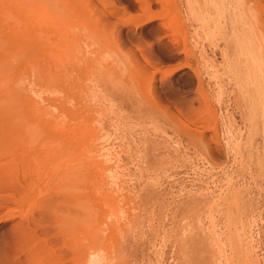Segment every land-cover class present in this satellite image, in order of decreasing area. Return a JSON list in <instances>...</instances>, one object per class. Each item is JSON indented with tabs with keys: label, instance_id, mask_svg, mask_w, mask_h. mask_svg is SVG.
<instances>
[{
	"label": "rangeland",
	"instance_id": "374dc122",
	"mask_svg": "<svg viewBox=\"0 0 264 264\" xmlns=\"http://www.w3.org/2000/svg\"><path fill=\"white\" fill-rule=\"evenodd\" d=\"M63 1L100 5L106 22L98 10L90 17L52 13V0L8 3L20 13L11 16V31L27 36L8 40L9 82L0 87L6 124L26 128V106L46 104L52 94L44 89L57 87L73 110V151L32 165L41 174L31 192H40L38 200L22 206L15 200L27 182L9 188L0 181V264H31L30 249L37 264H88L89 251L103 264H264V114L258 104L237 105L250 63L243 49H231L242 43L228 1L222 14L211 5L209 20L203 0ZM100 28L104 34L96 35ZM202 90L227 97L222 109L214 102L225 116L221 136L245 141L239 158L221 156L224 166L212 164L187 133L186 107L193 98L200 107ZM56 174L66 179L54 183ZM62 193L73 197V232L41 210L46 196L53 206ZM230 200L239 228L216 227L218 204ZM190 224L207 238L199 251L186 243Z\"/></svg>",
	"mask_w": 264,
	"mask_h": 264
},
{
	"label": "bare ground",
	"instance_id": "6f19581e",
	"mask_svg": "<svg viewBox=\"0 0 264 264\" xmlns=\"http://www.w3.org/2000/svg\"><path fill=\"white\" fill-rule=\"evenodd\" d=\"M226 1H228V7L232 9L230 10V15L238 25V27L236 26L238 28L236 33L238 34V37L241 36L239 42L242 43L240 45V48L238 43L236 45H231V49L234 52L243 49L242 52L249 54L248 56H246V58L250 63V67L248 68L249 87H236L237 93L240 94L241 96L243 95L242 98L237 103V105L240 108L243 104L244 106L251 104L252 108H254L258 104L259 110H261L262 113L264 114V0H257L258 5L255 3L257 6L256 8H253L254 10L251 9L252 7L251 2L253 3L255 0H203L202 6L206 10L205 19L209 20L208 18L210 16V13L208 10L211 5L214 6V8L217 10L219 14H222L221 6L225 5ZM8 3L9 0H0V87H6L7 82H9L8 73L10 70L8 69L10 67L9 63L13 52V49H11V47L9 46V41H11L9 39L13 38L14 35L17 38H23L24 35L27 36V33L24 32L25 30L24 28H23L24 29L23 32L14 31L15 34L13 33V31H11V26H10L11 18L13 16L18 17L20 13L19 12L15 13ZM249 4L251 7H249ZM76 6L74 7L73 2L70 1L66 2L63 0L62 1L52 0L50 6L51 7L50 12L52 11L53 13V11L56 12L63 11L72 14L73 12L77 13L80 11L82 12L81 14L85 15L86 17H90L92 16V14H94V12L96 13V10H98L97 7L100 5H97L95 8L92 7L90 3L89 5H83L82 7L81 5L80 7L79 5ZM116 7H117L116 10L114 9L113 11L115 13L119 11L118 6ZM228 7H226V9ZM247 7L250 8L248 9V11H250L249 13L247 11ZM103 11L104 9L98 10V13H100L99 15L101 19L100 21H102V23L103 21L106 20L104 19L106 15H104L105 13ZM26 31H28L29 32L28 34L32 36L33 34H36L35 37H37L36 31L34 32L31 29L30 30L27 29ZM104 31L105 28L102 29L100 28L96 31V35L97 34L103 35ZM13 39H15V37ZM227 50L229 52L230 47H228ZM45 89L44 91L45 92L47 91V95L52 94L51 97H49L50 96L49 95L44 99L47 101L46 104L43 103L41 99L35 100L32 103L29 100L31 104L28 102L30 106H26L27 101L25 102V100H28V97H26L27 95L26 96L24 94L22 95L21 94L22 90L21 92L18 93L19 95L21 94L22 96H25L24 99L25 98L26 99L24 100V102L26 104L24 103V105L27 108L29 107V109L27 108L25 109V112L26 113L28 112L29 114L28 116L29 120L26 128H20L19 126L16 127L8 126L6 124L7 119L4 112L5 106H3L0 102V181L3 183L2 185L5 184V186L7 185L8 187L12 186L17 188L18 186H23L24 185L23 182H27L28 187L25 188V192L22 193L19 199L18 197H16L17 200L14 199L15 202L16 201L17 203L20 202L21 205L22 204L25 205V202L26 204L30 203L29 201L31 200L40 199L39 191L37 193V196L35 194L36 192L31 194V192H33V190L35 189L34 187L36 185V180L38 179V175L39 178L41 177V174H38L39 172L36 171L38 170L36 166L34 168L36 170L33 171L30 170L32 165H34V163L38 164V162H40V165L43 164L44 160H42L41 158H44L45 160L49 159V161L50 159L56 160L55 158H59L61 155H63L62 153L65 152L67 155V152L73 149V110L68 108V106L65 105L64 101L62 102V100L59 99L57 95H55L57 87H48L47 90ZM41 91L43 92V90ZM200 93H201V97L199 101L200 102L199 108L195 107L194 102L196 98H193L194 100L190 99L191 101L189 102V104L187 103L188 106L186 107L187 108L186 115L189 118L188 120H190V122H188L190 123L188 124L189 126L187 125L188 126L187 133L189 135L191 142L195 144L197 147L201 148L203 154L206 155V157L211 161L212 164L218 166H224L226 163L221 162L222 161L221 156L226 157L228 160L231 159L232 156H234L235 159L239 158L243 153V148L245 147V141L242 138H235V140L234 139L229 140L231 139L229 133H227V137L225 138L221 136L220 127L222 124L226 123L225 116H223V114H220L217 108H214L215 106L214 102L217 100L218 102L217 104H219L218 106L220 107V109H222L223 107L227 106L226 105L227 100L225 101L227 97H225L224 99L220 92L218 93L219 97L217 96V98L215 97V95L210 94L209 92L204 90H202ZM21 95L20 97H22ZM18 99L21 100L22 98H18ZM248 99L250 103L248 102ZM21 105L23 106V104ZM200 109H204V112H201L203 110L200 111ZM40 126L42 129L40 128L41 130L38 129V131H36L37 127ZM60 135L61 137H59ZM56 140L60 142L57 143ZM45 145L48 147L47 150L45 152H43L42 150L43 154H41L42 152L38 153V151L43 149ZM251 145L252 144L250 143L247 144L246 146L250 147ZM43 167H45V165ZM51 167H53V165H51ZM56 167H58V165ZM55 170L58 171L59 169H55ZM67 170L66 172H61V173H67ZM70 170H68V172L72 173L70 172ZM53 174L51 175L53 176ZM67 175L68 173L63 176H66L67 178L68 177ZM70 175L72 174H69V176ZM60 177H62V175H60L59 178ZM59 178L57 175L54 178L55 179L54 183H57L61 179ZM50 197L47 198L46 196L44 198L42 196V199L44 198L43 199L44 201H42L41 203H45V206H42L43 207L41 209L42 212L47 213V216L53 215V217L56 216L57 218H60L62 222L60 223L62 224L61 228L63 229L61 231H63L64 233L67 231V229L68 231L73 232V197L71 196L70 193H62L60 198H58L59 196L57 197L56 195L55 197H57L56 199H58L59 202L55 203L53 206H52V204L54 203L53 197L52 198ZM230 204H233L231 200L222 201L218 204L217 209L214 212L215 213L214 217L216 219L215 221L216 227L220 225H224L227 226L228 228H234V229L239 228V223L241 222L242 218L234 217V215L231 214L229 208ZM6 212H12V211L7 210ZM45 213L43 214L45 215ZM39 216L41 217L42 214H39ZM42 219L43 217L39 220L41 221ZM66 243H68V241ZM186 243H188L189 247H192L193 249H197V251H199L204 246H208L205 233L203 234L202 232H195L193 230L192 224L189 225V230L186 235ZM84 247L85 249L82 250H86L87 248L88 249L90 248L87 246ZM67 248L71 253L70 255L73 256V241L68 243ZM88 249L87 251H89ZM30 252L31 253L27 258L28 262L31 264H35V263L37 264V260H36L37 256L33 252V249H30ZM90 252L91 251H89V253ZM89 253L87 252V255L86 253H83L86 255V257H84V261L88 262V264L104 263V261L103 262L101 261L102 259L100 258V256L99 257L95 256L96 255L95 253H92V255ZM89 255L90 257H88Z\"/></svg>",
	"mask_w": 264,
	"mask_h": 264
}]
</instances>
